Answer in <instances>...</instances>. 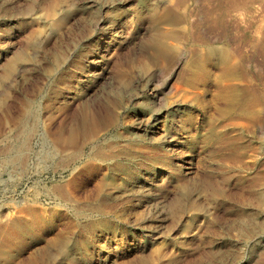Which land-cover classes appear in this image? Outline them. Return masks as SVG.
Wrapping results in <instances>:
<instances>
[{
    "label": "rangeland",
    "instance_id": "obj_1",
    "mask_svg": "<svg viewBox=\"0 0 264 264\" xmlns=\"http://www.w3.org/2000/svg\"><path fill=\"white\" fill-rule=\"evenodd\" d=\"M0 264H264V0H0Z\"/></svg>",
    "mask_w": 264,
    "mask_h": 264
},
{
    "label": "bare ground",
    "instance_id": "obj_2",
    "mask_svg": "<svg viewBox=\"0 0 264 264\" xmlns=\"http://www.w3.org/2000/svg\"><path fill=\"white\" fill-rule=\"evenodd\" d=\"M227 99H229V98H227Z\"/></svg>",
    "mask_w": 264,
    "mask_h": 264
}]
</instances>
